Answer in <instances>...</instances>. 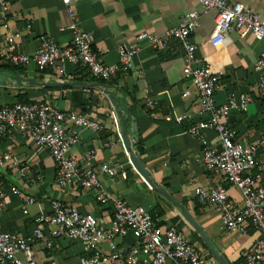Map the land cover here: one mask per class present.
<instances>
[{
	"label": "crops",
	"instance_id": "1",
	"mask_svg": "<svg viewBox=\"0 0 264 264\" xmlns=\"http://www.w3.org/2000/svg\"><path fill=\"white\" fill-rule=\"evenodd\" d=\"M226 1L241 4L264 17V0ZM72 7L82 28L91 34L93 50L104 65L118 63L119 47L139 48L132 68L128 72L119 71L109 83H101L70 63L65 64L66 73L59 78L49 72H38L34 64L25 68L5 64L2 55L9 33H20L18 51L24 54H34L43 40L60 48L71 41L70 22L62 0H11L8 25L0 26V73L5 80V85H0V107L46 103L64 113L75 112L105 122L106 128L100 133L79 130V143L71 154L80 160L93 149L95 167L106 163L118 171L113 178L99 177L111 197L131 207L146 209L164 230L176 227L190 245L214 264H246L244 255L259 238L258 231L249 228L240 234L224 229L216 209L202 204L194 195L196 187L226 184L222 176L209 175L201 163L205 148H219L216 133L213 130L202 131L200 136L186 133L189 126L205 121L206 117L201 113L196 91L183 74L184 50L179 42H172L168 50L159 52L145 42L136 41L142 32L160 36L176 26L183 15L200 12L197 0H72ZM215 20V11L202 14L199 27L190 37L197 48L192 67H203L217 77V104H224L232 94L237 98L252 97L247 110L232 114L229 124L236 141L253 143L264 135V98L259 96L263 74L256 67L264 54V41L231 32L224 44L214 48L209 38ZM17 77L21 79L19 84ZM187 90L191 95L184 97ZM110 98L116 99L118 108H114ZM149 100L150 109L146 105ZM120 108L126 117L120 116ZM112 112L118 114L121 130L131 138L135 157L163 193L153 190L139 175L120 143L109 146L114 139ZM152 113L156 119L151 118ZM168 117L172 120L183 117L185 122H167ZM124 120L128 121L126 125ZM0 153H8L13 160L0 167V179L5 184L1 232L31 236L36 219L41 214H50V204L55 200L81 214H91L101 229L110 228L112 206L98 204L95 190L59 187L47 150H40L32 140L10 130L0 137ZM22 169L26 171L21 173ZM253 174L259 175L264 184L263 152L257 157ZM9 186L33 198L34 204L25 206L9 192ZM228 196L242 207V197L236 189L230 188ZM116 243L120 251L127 253L137 248L138 238L130 232L117 238ZM97 249L108 254L105 242H99ZM32 254L36 264H79L85 256L83 244L67 238L54 241L50 249L40 241L34 242ZM139 259L143 263L149 260L141 253Z\"/></svg>",
	"mask_w": 264,
	"mask_h": 264
},
{
	"label": "built area",
	"instance_id": "2",
	"mask_svg": "<svg viewBox=\"0 0 264 264\" xmlns=\"http://www.w3.org/2000/svg\"><path fill=\"white\" fill-rule=\"evenodd\" d=\"M11 0H0V26L8 25V9ZM69 18L71 32L70 44L60 48L52 41L43 40L34 54L18 51L20 33H9L5 37V49L2 60L14 68H25L34 64L40 73L49 72L52 76L63 77L65 64L75 68H84L92 78L101 83L111 82L119 71L128 72L133 60L139 52L138 47H119L118 63L104 65L93 50L91 34L86 32L77 19L72 7V0H62ZM201 11H191L181 17L178 24L160 36L146 32L138 34L136 41L147 43L153 50L164 52L172 42H179L185 53L183 74L190 80L192 88L198 96L201 113L205 121L189 126L186 133L200 136L202 131L213 130L216 133L219 148H205L202 151L201 163L211 176H222L224 186L196 187L194 195L204 205L213 206L220 218L222 227L229 231L245 234L249 228L259 233V238L244 255L246 264L264 263V184L259 175H254L258 155L264 153V135L253 143L242 144L235 139L230 128L229 119L232 114L245 112L252 102L250 95L237 98L230 95L224 104H217V77L203 67L193 68L196 46L190 37L199 27L202 14L216 12L215 28L209 43L216 48L225 43L229 33L237 32L241 37L253 36L264 41V17L241 4H230L226 0H197ZM263 77L259 83V96L264 98V54L256 63ZM191 92L185 91L183 96L189 97ZM152 108V102L146 103ZM114 139L109 142L113 146L120 143L129 162L120 129V117L111 113ZM151 118L156 119L152 113ZM166 121L178 124L185 118L170 117ZM106 123L97 121L91 116L75 112H61L46 103L21 104L11 107H0V137L10 130L17 131L22 137L32 140L40 150H47L55 166V182L59 187H79L82 190H95L96 200L100 205H111L112 221L108 230L101 229L91 214H81L74 207L64 205L60 201H52L50 214H41L36 219V228L31 236L23 237L15 233L0 231V264H36L32 254L34 242H42L47 249L54 241L67 238L81 242L85 256L79 264H214L207 260L201 252L190 245L183 232L171 226L165 230L159 226L157 218L142 207H131L125 201L114 199L105 190L99 177L105 175L113 178L118 171L109 164L95 167V150L89 149L80 160L71 150L79 143V130L100 133ZM13 163L8 153H0V167ZM133 166V165H132ZM26 169L20 170L24 173ZM124 175V173H122ZM236 189L242 197V207L230 200L228 190ZM9 192L25 206L34 204V199L21 192L15 186L8 187ZM5 184L0 179V212L4 205ZM138 238L136 249L124 253L118 249L116 239L128 233ZM99 242H105L108 254L97 249ZM149 258L146 263L139 259V254Z\"/></svg>",
	"mask_w": 264,
	"mask_h": 264
},
{
	"label": "water",
	"instance_id": "3",
	"mask_svg": "<svg viewBox=\"0 0 264 264\" xmlns=\"http://www.w3.org/2000/svg\"><path fill=\"white\" fill-rule=\"evenodd\" d=\"M17 83L19 84L21 82L20 78H16ZM0 85H5V80L3 79L1 73H0ZM114 108H118L119 105L117 104L116 99L110 98ZM120 116L126 117L125 111L124 109L120 108ZM121 129V128H120ZM121 134L123 137V141H124V145L125 148L128 152L129 158L132 162L133 167L136 169V171L139 173V175L148 183V185L153 189L156 190L157 192L163 193L161 192V188H159L149 177L148 172L143 168L141 162L135 157L133 150L131 149V138H128L125 136L124 131L121 130ZM219 257V256H218ZM219 260H222V258H218ZM223 261V260H222Z\"/></svg>",
	"mask_w": 264,
	"mask_h": 264
},
{
	"label": "trees",
	"instance_id": "4",
	"mask_svg": "<svg viewBox=\"0 0 264 264\" xmlns=\"http://www.w3.org/2000/svg\"><path fill=\"white\" fill-rule=\"evenodd\" d=\"M77 69H84V68H82V67H80V66H78V67H76ZM85 70V69H84ZM127 120H124V125H126L127 124ZM153 217H155L153 214H151Z\"/></svg>",
	"mask_w": 264,
	"mask_h": 264
}]
</instances>
